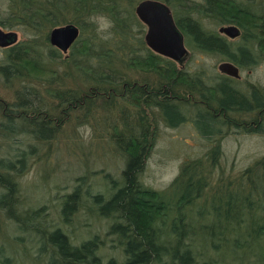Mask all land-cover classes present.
<instances>
[{
  "label": "rangeland",
  "instance_id": "rangeland-1",
  "mask_svg": "<svg viewBox=\"0 0 264 264\" xmlns=\"http://www.w3.org/2000/svg\"><path fill=\"white\" fill-rule=\"evenodd\" d=\"M8 1L0 0V26L8 31L18 30L19 42L0 48V157L7 146H33L35 150L27 160L25 172L15 178L18 190L12 191V199L7 204L0 203V248H5L4 253H0L11 259L6 263L0 255V264H69L50 240V233L56 229L67 236L72 247L96 243L93 252L97 261L87 258L75 264L128 262L131 257L127 250L128 234H132L131 230L125 232L128 220L118 209L104 212L101 208L126 184L124 171L128 158L120 154L112 138L113 131H122L124 125L133 129L149 126L154 131L155 141L137 180L170 203L177 199L171 190L172 184L187 164L200 162L202 175L206 182H212V189L221 177L232 182L247 169L262 167L264 120L251 125V119L247 118L254 115L253 108L247 107L252 106V101L256 102V97L264 96V45H259L257 40L246 41L242 37L243 30L241 36L232 38L220 33L219 27L225 24L222 21L200 13L191 14L190 18L201 22L207 33L222 34L225 47L206 48L195 35L186 33L190 54L183 65L177 63L183 81L196 85L200 96L212 92L209 96L214 103H219L215 97L223 96L225 85L247 101L250 99L242 108L227 107L222 110L223 116L213 115L216 117L214 131L206 133L199 122L208 111L194 105V95L188 94L189 100L175 96L171 84L169 103L175 108L168 114L153 94L155 88L168 81L154 77L152 71L132 68L128 71V82L114 85L103 73L93 74L83 65L90 57L86 50L77 54L72 46L64 52L51 42L50 36L38 34L24 25L21 16L12 17L14 13ZM251 2V13L263 15L264 0ZM251 13L245 18H253ZM98 20L102 25L107 18ZM108 31L101 33L105 35ZM15 49L21 50L25 58L33 56L35 61L29 66L13 61L9 56ZM242 49H247L249 55L243 54ZM224 61L239 68L238 78L220 71L219 66ZM6 65H15L17 71H4L2 66ZM127 83H133L130 89ZM135 86L142 87L146 94L136 98ZM180 90L177 88L178 93ZM147 94L150 97H146ZM29 117L46 122L47 127L53 129L51 135H37L26 119ZM4 184L0 182V199L9 190V187L3 188ZM75 192H78L76 206L67 212L65 206ZM213 199L204 206L201 200L199 208L196 204L190 207L184 203L182 212L194 219L193 222L198 221L195 218L202 210L229 212L228 204H214ZM26 214L28 219L21 223L20 216ZM152 227L160 244L183 246V251L190 252L192 260L187 264H246L239 259L241 254L249 255V250L264 253L263 243L256 238L250 224L227 233L240 238L243 248L229 245L221 252H207L192 233L181 230L175 218H165L161 212ZM171 255L170 252L163 254L168 260L164 264H186L179 259L170 260ZM262 261L264 258H257L253 264ZM154 264L161 263L154 260Z\"/></svg>",
  "mask_w": 264,
  "mask_h": 264
},
{
  "label": "trees",
  "instance_id": "trees-1",
  "mask_svg": "<svg viewBox=\"0 0 264 264\" xmlns=\"http://www.w3.org/2000/svg\"><path fill=\"white\" fill-rule=\"evenodd\" d=\"M139 1L9 0V5L13 10L21 14L18 15L21 16L24 25L30 27L32 31L47 37H49L50 31L56 26L67 23L77 24L81 29V34L74 44V52L81 54V50H86L90 57L89 61H82L85 62L83 65L88 66L93 74L103 73L111 81H114L112 82L114 85H121L125 80L127 81L128 71L132 68H135V70L143 68L152 71L154 77L168 81L163 86L155 88L153 94L156 100L163 104L168 114L171 115V111L175 108L169 103V94L172 91L171 84H173L175 96H183L185 100H189L188 94L196 95L199 98V90L196 85L183 81V73L177 67V62L154 52L147 46L145 42L146 26L135 11ZM163 1L173 8L176 21L185 33L195 35L206 48L225 47L222 41L225 37L204 31L203 29L205 28L201 22L190 18L194 12L210 16L222 21V23H236L242 28V37L246 41L257 40L259 45H264V10L262 11L263 15L260 14V16L251 13L249 6L253 2L250 3V0L249 2L245 0H239L238 2L236 0H205L200 3H192L189 0ZM248 13H251L253 18L246 19L245 16ZM100 17L107 18L113 25L108 28L109 31L105 35L99 31L101 21L99 22L98 19ZM89 18H92L91 21ZM103 36H108L109 38L102 39ZM242 53L249 55L247 49H242ZM21 55V50L15 49L9 58L15 62H23L24 66H29L31 61H35L33 56L25 58ZM2 67L6 72L17 71L15 65L13 67L9 65ZM120 77H122V80ZM118 82L120 83L118 84ZM132 85L133 83H127L126 87L130 89ZM133 88H135L133 92L136 98L146 94L140 86ZM177 88L182 90L178 93ZM137 91L140 92L138 93ZM222 92L223 96L221 98L215 97L219 102L215 103L222 110L227 107L242 108L243 105L249 103V98H247L249 99L247 101L243 95L235 92L227 85L222 88ZM210 93L212 94V92ZM209 95L204 94L200 97L208 99L210 103H214L210 101ZM146 97H150L149 94ZM255 99L256 102L252 101V106L248 105L247 108H253L254 112H252L255 114L253 118H255V123H258L257 120H264V96L256 97ZM69 100L71 99L69 98ZM204 115L199 122V126L206 133H212L215 127L213 122L216 117L210 112ZM176 117H179L178 114H176ZM26 119L34 126L33 130L37 135L43 137L51 135L53 129L47 127V123L43 120H37L35 117ZM154 137L155 133L149 126L133 129L128 125H124L122 131L115 129L112 133V138L115 142L114 146L120 154H124L128 158V165L124 171L126 184L119 188L112 199L104 203L101 208L104 212L109 209H118L128 220L129 225L125 232L127 233L128 230L132 232V234H128L130 239L127 243V250L130 252L131 257L126 264H154V260L164 264L168 260H165V257L163 258V254L169 252L173 254L170 260L175 259L176 261V259H179L186 264L192 260L190 252L182 250L183 246H169L158 242L156 231L152 224L160 212L165 218L167 216L168 218H175V223L181 230L192 233L198 244L204 247L207 252L215 250L221 252L229 245H233L235 248H243L240 238L230 237L227 233L230 230H241L242 226L246 224L252 226L256 233V238H259L264 246V162L262 167L249 168L244 175L231 180L232 182H226L227 180L221 177L218 179L219 183L216 186L213 185V189L212 182H206L202 175L203 169L200 162H195L192 165L187 164L182 167L180 176L172 184L171 190L177 199L170 203L167 199H164L163 195L147 190L137 180L139 173L144 167L147 152L155 141ZM34 150L33 146H29V148L7 146L5 150H2V157H0V182L5 183L3 185L4 189L9 187V190L0 199L1 204H7L12 199V191L18 190L19 183L15 178L25 172L27 160L31 155H34ZM214 194L218 195V197ZM208 195H211V197H208ZM77 197L78 192L71 195L65 206V211L68 212L75 208ZM212 197L214 198L212 200L214 204L223 202L228 204L229 212L225 214L217 209L211 211L202 210L197 213L198 215L195 219L198 221L196 222H193L194 219L182 212L184 203L190 207L196 204V207L199 208L198 204L200 205L201 200H203L204 206L205 204L207 205ZM208 215L212 217L210 218ZM246 215L248 218H246ZM28 216V214L20 216V222L23 223V220L28 219ZM50 240L69 264L84 262L87 258L97 261L93 252L96 246L95 242H87L81 247H72L69 245L67 236L60 229L50 233ZM3 249L5 248L1 247L0 252L4 253ZM0 255L6 263L11 261L5 254L0 253ZM257 258H264V253L257 254L253 250H249V255L243 253L239 257L240 260H245L246 264H253V261ZM110 264H113V261ZM261 264H264V261Z\"/></svg>",
  "mask_w": 264,
  "mask_h": 264
},
{
  "label": "water",
  "instance_id": "water-1",
  "mask_svg": "<svg viewBox=\"0 0 264 264\" xmlns=\"http://www.w3.org/2000/svg\"><path fill=\"white\" fill-rule=\"evenodd\" d=\"M135 11L147 27L145 33L147 46L154 52L183 64L190 51L185 43V33L178 25L171 6L162 0H141ZM220 31L232 38L241 34L236 24L223 25ZM80 34L81 29L77 24L67 23L54 27L49 36L54 45L67 52L77 42ZM17 42L18 31H5L0 27V47L9 48ZM219 69L222 73L239 76V68L231 62H222Z\"/></svg>",
  "mask_w": 264,
  "mask_h": 264
},
{
  "label": "flooded vegetation",
  "instance_id": "flooded-vegetation-1",
  "mask_svg": "<svg viewBox=\"0 0 264 264\" xmlns=\"http://www.w3.org/2000/svg\"><path fill=\"white\" fill-rule=\"evenodd\" d=\"M167 3V2H166ZM8 4H9V1H8ZM10 8H11V6L10 5H8ZM12 9V8H11ZM12 11H13V15H12V17H14L15 16V14H17L16 16H19L20 17V13L18 12V11H15V10H13L12 9ZM18 14H20V15H18ZM15 16V17H16ZM24 17V16H23ZM25 18V17H24ZM26 19V18H25ZM228 24H236V23H225L224 25H228ZM239 28H240V30L242 31V28L238 25V24H236ZM2 29H4L5 31H8V30H6V28L5 27H2V26H0ZM222 27V25L219 27V31H220V28ZM182 29V28H181ZM11 30H14V31H18V30H16V29H11ZM183 30V29H182ZM185 32V31H184ZM220 33H222V34H225V33H223V32H221L220 31ZM242 33V32H241ZM186 34V33H185ZM216 34H218V35H220L219 33H216ZM221 34V35H222ZM220 35V36H221ZM226 35V34H225ZM187 36H189V35H187ZM226 36H228V35H226ZM240 36H241V34H240ZM222 37V36H221ZM185 42H186V35H185ZM0 48H2V47H0ZM225 74V73H224ZM225 75H227V74H225ZM227 76H230V77H232L233 79L234 78H238V77H234V76H231V75H227ZM195 98H194V105L195 106H198V107H203L205 110H207L208 112H210V113H212L213 115H218V116H223L222 115V113H223V111H222V108L220 109V107L218 106V104H216V103H210L209 102V100L208 99H206V98H201V97H199L198 99H196V95L194 96ZM198 97V96H197ZM193 98V97H192ZM190 99V98H189ZM215 104H216V106H215ZM216 108V109H215ZM217 108H218V111L219 112H217ZM253 112H254V110H253ZM259 112V111H258ZM255 115V114H254ZM253 115V116H254ZM258 115V114H257ZM253 116L251 117V118H247V119H251V123H253V125H255L256 123H255V118H253ZM249 122V123H250ZM250 123V124H251ZM246 125H249V124H246Z\"/></svg>",
  "mask_w": 264,
  "mask_h": 264
},
{
  "label": "clouds",
  "instance_id": "clouds-1",
  "mask_svg": "<svg viewBox=\"0 0 264 264\" xmlns=\"http://www.w3.org/2000/svg\"><path fill=\"white\" fill-rule=\"evenodd\" d=\"M92 18H89V20L91 21ZM113 25H112V22L111 21H108V20H105V22L100 26V29L99 31H103V30H106L108 28H111ZM109 37L108 36H103L102 39H108Z\"/></svg>",
  "mask_w": 264,
  "mask_h": 264
},
{
  "label": "bare ground",
  "instance_id": "bare-ground-1",
  "mask_svg": "<svg viewBox=\"0 0 264 264\" xmlns=\"http://www.w3.org/2000/svg\"><path fill=\"white\" fill-rule=\"evenodd\" d=\"M146 31H147V27H146Z\"/></svg>",
  "mask_w": 264,
  "mask_h": 264
}]
</instances>
